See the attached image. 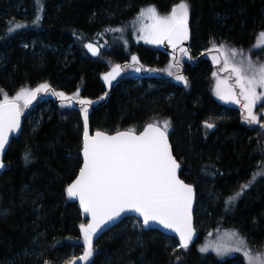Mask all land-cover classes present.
<instances>
[{
    "label": "trees",
    "instance_id": "obj_1",
    "mask_svg": "<svg viewBox=\"0 0 264 264\" xmlns=\"http://www.w3.org/2000/svg\"><path fill=\"white\" fill-rule=\"evenodd\" d=\"M180 2L35 0L33 18L6 19L10 9L0 0V89L10 98L21 88L35 89L42 83L67 96L79 91L77 100L93 101L88 106L93 130L139 131L147 123L168 120L181 177L195 186V214L199 208L204 211L207 231L235 228L252 249L264 254V176L228 202L253 173L264 170V128L260 126L264 124V98L258 104L260 113L256 112L260 123L247 124L241 105L223 104L216 94L220 79L213 63L225 69L224 51L220 50L222 56L209 54L213 44L225 45L264 63V45L256 47L264 32V0H186L192 37L189 49L182 47L187 54L180 52L175 58L140 38L137 17L149 6L166 15ZM37 15L40 19L33 23ZM17 23L26 26L9 33L8 28ZM26 37L41 38L58 50L37 52L39 47L20 44ZM88 41L102 44L98 58L87 53ZM69 45L71 53L67 54ZM229 63H236L235 58L229 56ZM115 65L122 71L108 84L103 76ZM137 67L141 70L136 71ZM176 75H183L187 84ZM229 76L236 83L232 71L227 72ZM138 80L142 84L133 88ZM145 81L159 83V88L144 94ZM261 92L264 89L258 87L257 93ZM47 104L50 109L43 110L36 129L24 124L12 140L4 159L6 167L0 171V264H41L37 254L36 260L18 256L39 242L44 243L45 254L40 257L47 264H247L241 256L218 258L212 252H200L198 245L207 235L203 228H198L197 241L185 249L173 237L143 229L139 220L137 227L129 224L132 217L94 237L93 256L79 263L84 250L80 225L86 219L65 190L82 164L81 105L72 101L62 106L58 97L40 93L24 114L30 116ZM223 107L229 114L220 113ZM213 119L214 129L205 127ZM25 153H30L28 162ZM71 251L77 259L68 257Z\"/></svg>",
    "mask_w": 264,
    "mask_h": 264
},
{
    "label": "snow or ice",
    "instance_id": "obj_2",
    "mask_svg": "<svg viewBox=\"0 0 264 264\" xmlns=\"http://www.w3.org/2000/svg\"><path fill=\"white\" fill-rule=\"evenodd\" d=\"M36 2L39 3V0ZM39 19L40 16L37 15L33 23ZM137 20L140 23V38L149 43L160 44L166 40L175 50L189 37V4L186 0L175 4L166 15H160L154 6L141 9ZM25 26L14 24L8 28V32H15ZM113 31H122V29H113ZM259 35L261 42L256 47L264 45V32ZM86 47L93 55L99 52L92 44H87ZM213 49L224 51L225 67L231 68L239 86L237 94L233 86L223 82L226 87L222 89V82L218 81L217 96L222 100L240 104L244 113L242 119L247 124H259L261 117L254 112V108L257 102L264 98V92L257 93L258 87L264 89V64L253 63L250 57H244L243 50L226 48L225 45L217 48L215 44ZM180 50L183 54H187V49ZM229 56L242 58L238 63L230 64ZM213 60L216 61V57H213ZM132 61L138 64L136 56L132 57ZM140 70V67L136 68V71ZM121 71V66L115 65L112 71L104 74L103 79L111 84ZM172 74L169 72V75ZM175 78L187 84L183 75H176ZM40 93H51L58 97L62 101V106H70L72 101H77L81 105L83 164L75 180L68 184L65 190L67 197L78 198L84 213L91 216L87 224L80 225L84 250L79 259L89 261L94 254L93 238L110 221L116 220L122 213L128 211L139 213L144 225L155 221L164 228L172 230L179 236L180 247L188 248L195 235L192 222L194 188L177 175L180 165L173 156L168 141L170 122L153 121L146 124L139 134H136L135 129L130 128L126 131H116L111 135L97 130L94 135H90L88 106L93 101L77 100L79 91L67 96L64 92L51 89L49 84L42 83L35 89L21 88L10 98L0 89V94L3 95V99L0 100V153H3L9 142V134L20 128V118L24 109L28 108ZM260 126L264 128V124ZM205 127L212 128L214 124L205 122ZM24 159L28 162L30 153H25ZM4 167L5 165L0 161V168ZM258 176H264V170L253 173L252 180L242 185L240 191L229 197L228 202L231 203L239 198L244 189L248 188ZM229 235L236 238L235 244L216 245L214 250L217 255L242 252L247 264H264V254H253L238 233L233 232ZM200 251H208V246H202Z\"/></svg>",
    "mask_w": 264,
    "mask_h": 264
},
{
    "label": "rangeland",
    "instance_id": "obj_3",
    "mask_svg": "<svg viewBox=\"0 0 264 264\" xmlns=\"http://www.w3.org/2000/svg\"><path fill=\"white\" fill-rule=\"evenodd\" d=\"M4 1L8 5L6 8L10 9V10L7 11L9 13L6 14V16H7L6 19L15 18L17 16L32 17V18L34 17V14H35V0H4ZM26 12H29V13H26ZM144 41H146V40L144 39ZM259 43L260 42L256 43V45L259 44ZM20 44H22V45L30 44L32 49L39 47L37 52L41 51L42 49L45 50L46 48L48 49V48H51V47H53L54 50H58L57 47L51 46L50 44L46 43L41 38L38 39L36 37H31V39H27V37H26V39H22L21 40ZM70 48H71L70 45L67 48H65L67 54L71 53ZM230 48H232V47L230 46ZM215 50L216 49H213V51H215ZM243 53H244V57H250L247 52L243 51ZM67 54H65V55H67ZM217 56H221V55L218 54ZM234 58H235V62L238 63L239 60L242 57L237 56V57H234ZM0 59H3V55L2 54H0ZM256 59L257 58L251 59V60L253 61V63H255L257 65L264 64V63H261L260 59H257V60ZM132 71L134 72V69ZM140 84H142V81L138 80L137 83H135L134 85H131V86L133 88H135L136 86H140ZM144 84H145V86H144L145 87L144 94L147 93V92L153 91V89L159 88V86H158L159 83L156 84V83H153V82L145 81ZM222 86L224 87L223 83L221 84V88L224 89ZM218 98L220 99V97H218ZM220 101H221V99H220ZM226 102L229 103V104H226L228 106H233V107H237V106L239 107L240 106V104L234 103L232 101H226ZM225 107H227V106H225ZM49 109H50V105L47 104L45 109L38 108L35 111V113H32L28 117V120H27L26 124H28V126H30L31 130H35L36 127L38 126V124L40 123V121L42 119L43 110H49ZM254 112L255 113L259 112V110L254 111ZM211 123L216 125V122H214V119H213V121L211 120ZM82 126H83V123H82ZM212 129H214V127H212ZM263 167H264V165H263ZM260 177L258 176L256 178V180L253 183H251V185L248 187L249 190L258 183V180L260 179ZM250 180H252V178ZM195 218H196L197 228H199V229L203 228V229H205L207 231L209 223H208V219L205 218V216H204V211L200 210V208H199L196 211ZM137 220H138L137 218L132 217V219H130L128 222H129V224L133 225L134 227H137V225L139 224L137 222ZM221 230H223V229H216V230H212V231L208 230L209 232L207 231V233H206L207 235L204 236L203 240L200 242L201 244L198 245V248H199L198 250L200 251V248L202 246H208V251H206V253L212 252L218 258H226V257H230V256H241V257L244 258L242 252H231L229 254L222 255V256L217 255L216 251L214 250L216 245H219V244H233L234 245L235 244V239L236 238L235 237H231L229 235L230 233H233V232L238 233L239 237L243 238L246 241V239L243 237V235H241L240 232L237 229H235V228H229L228 227V228H225L223 231H221ZM33 239H35V238H33ZM246 243H247L248 249L253 254H257L258 253L257 251H255L254 249H252L249 246L250 243H248L247 241H246ZM36 244H37L36 248H31L29 250L24 251V253H19L18 254L19 259L33 257L35 254H37L36 259L39 260L41 262V264H44L46 262V258L44 256L40 257L41 255L45 254L44 251H43L44 243L43 242H39V243H36ZM68 257L71 258V259L75 257L77 259L78 255L75 254V251H71L68 254ZM33 259H35V257H33ZM244 260L247 263L245 258H244ZM68 264H70V263H68Z\"/></svg>",
    "mask_w": 264,
    "mask_h": 264
},
{
    "label": "water",
    "instance_id": "obj_4",
    "mask_svg": "<svg viewBox=\"0 0 264 264\" xmlns=\"http://www.w3.org/2000/svg\"><path fill=\"white\" fill-rule=\"evenodd\" d=\"M188 27H189V37H188L187 40L183 41V43L181 44V45L186 46V47H188L189 44H190V36H191V27H190L189 22H188ZM87 44L94 45V47H96L99 50L98 54L97 55H93V53L91 51H89L88 48L86 47ZM86 45H85L86 51L88 52V54L91 57L97 58V57L100 56V54H101V47H100L99 44H97V43H95L93 41H89V42L86 43ZM162 45L163 46L165 45L164 47L167 48V49H170V50L172 49V46L170 44H168V42L166 40L162 43ZM25 121H26V115L23 113V115L20 118V128L17 131L9 134V142H8V144H6L3 153H0V161H2L5 166H6V163H5L4 159H5L6 152H7L8 148H9V146H10L13 138L16 137L18 134H20L22 132ZM143 128L140 131H136V134H139L140 132H142L143 131ZM97 130L106 132V133H108L110 135L111 134H115V132H116V131L115 132H108V131H105L103 129H95V130H92V128H91V122H90V118H89V133H90V135H94ZM126 130H128V129H121V130H118V131H126ZM168 141H169V144L171 146L172 154H173V156L175 157V159L177 160V162L180 165V168L178 169L177 175L186 184H190L194 188V199H193V205H192V222H193V226L195 228V235H194V237L192 239V242L188 246V247H191L197 241L198 236H199V231H198V229L196 227V222H195V206H196V201H197L196 200V189H195V186L193 184H191V183L187 182L186 180H184L181 177V175H180L181 174L182 166H181V163L178 161V159L176 158V156L174 154V149H173V145H172V142H171V139H170L169 134H168ZM82 142H83V136H82ZM81 157H82V164H83L82 147H81ZM82 164H81V166H82ZM3 169H5V167L4 168H0V171L3 170ZM78 174H79V171H78L77 175ZM70 199L72 201L76 202V204H77V206H78L81 214L86 219V224H87L91 220V216L88 215V214H86V213H84L83 209L80 207L78 198H70ZM129 217H134V218H137L138 220H140L141 221V224H142V228H144L145 230H157L158 232H160L161 234H163L165 236H169V237L175 238L177 240V242L179 243V236H178V234H176L175 232H173L170 229L164 228L163 225H161L159 222L153 221V222H150L148 225H144L143 224V218L139 215V213H136L134 211H128V212L122 213L121 216L118 217L116 220L110 221L100 232L97 233V235L95 237L102 236L108 230H110L111 228H113L114 226H116L117 224H119L120 222H122L123 220H125L126 218H129ZM179 246H180V244H179ZM78 262L79 263H82V260H79ZM73 264H75V263H73Z\"/></svg>",
    "mask_w": 264,
    "mask_h": 264
},
{
    "label": "flooded vegetation",
    "instance_id": "obj_5",
    "mask_svg": "<svg viewBox=\"0 0 264 264\" xmlns=\"http://www.w3.org/2000/svg\"><path fill=\"white\" fill-rule=\"evenodd\" d=\"M165 46V45H164ZM165 48V47H164ZM179 47L177 46V48L175 49V50H173V48L171 49V51H167L166 53H167V55H173L174 53H176L177 54V56H178V54H180V52L181 51H179V49H178ZM161 51H164L165 52V50L163 49V48H161L160 49ZM170 50V49H169ZM204 50H202V52H203ZM206 51V50H205ZM159 51H157V53H158ZM201 52V53H202ZM209 54H213L214 56H216V55H218V54H220L221 56H222V54H221V52L220 51H218V50H215V51H210L209 52ZM179 57V56H178ZM221 64H222V62H221ZM213 65L215 66V68H216V71L218 72V74H219V79H220V82H226V84L228 85V86H233V89H234V91L238 94L239 93V88H238V86H237V84L235 83V81H232V77L231 76H229L228 78H226V75H227V72H230L231 71V68L230 67H225V69H224V67L222 68L220 65H219V62H214L213 63ZM179 66H181V64H179ZM225 66V65H224ZM181 69L183 70V68H182V66H181ZM226 70V71H225ZM178 71V70H177ZM176 71V72H177ZM182 72V71H181ZM177 73H179L180 74V71H178ZM145 76H147V74L145 75ZM235 77V76H234ZM222 80V81H221ZM221 83V84H222ZM224 84V87L223 88H225L226 87V85H225V83H223ZM221 102L223 103V104H229V103H227L225 100H222L221 99ZM259 104V101L257 102V104H256V106H255V108H254V111H256V110H258V105ZM228 108V107H227ZM220 113H223V114H229L228 113V110L227 109H225L224 107L220 110ZM256 128H257V126H256Z\"/></svg>",
    "mask_w": 264,
    "mask_h": 264
},
{
    "label": "bare ground",
    "instance_id": "obj_6",
    "mask_svg": "<svg viewBox=\"0 0 264 264\" xmlns=\"http://www.w3.org/2000/svg\"><path fill=\"white\" fill-rule=\"evenodd\" d=\"M75 179V178H74ZM144 229V228H143ZM179 244V243H178Z\"/></svg>",
    "mask_w": 264,
    "mask_h": 264
}]
</instances>
